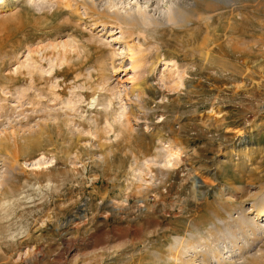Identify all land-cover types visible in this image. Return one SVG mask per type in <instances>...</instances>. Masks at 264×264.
I'll list each match as a JSON object with an SVG mask.
<instances>
[{
  "label": "rangeland",
  "instance_id": "1",
  "mask_svg": "<svg viewBox=\"0 0 264 264\" xmlns=\"http://www.w3.org/2000/svg\"><path fill=\"white\" fill-rule=\"evenodd\" d=\"M114 2L0 0V264H264V0Z\"/></svg>",
  "mask_w": 264,
  "mask_h": 264
},
{
  "label": "bare ground",
  "instance_id": "2",
  "mask_svg": "<svg viewBox=\"0 0 264 264\" xmlns=\"http://www.w3.org/2000/svg\"><path fill=\"white\" fill-rule=\"evenodd\" d=\"M113 1V3H115L114 2V0H112ZM114 6H115V4H114ZM177 6V5H176ZM180 6V5H179ZM179 6H177V7H174L173 5H172V8H170L171 9V11H170V18H173V17H175L176 19L178 18V20L179 21H184V20H186V19H184L182 16H184V14L185 13H187V11H185V10H183V11H181L180 10V8H179ZM185 11V12H184ZM140 13V15L141 16H137L136 15V13H130V12H125V15H121V14H119L118 12H116V13H113L112 14V16H115L117 19H120L121 21L122 20H124V21H126V23L127 22H132V23H137V22H139L140 21V17H142V18H148L147 16V13L146 12H143V11H140L139 12ZM187 15V14H186ZM174 18V19H175ZM175 19V20H176ZM128 23V24H129ZM242 57H244V56H242ZM246 57V60L248 59L249 60V58H251L249 55H246L245 56ZM243 61H245V60H243ZM135 65V64H134ZM135 69V68H134ZM172 155V154H171ZM253 210H255L256 211V219H258V218H260V217H262V216H264V204L263 205H254V208H253ZM255 223V222H254ZM247 224H249V223H247ZM258 225V224H257ZM248 226V225H247ZM232 238H234V240H233V244H234V246H236L235 245V242H236V236L233 234L232 236H231ZM188 246V245H187ZM191 246V245H190ZM217 246V245H216ZM181 247V248H180ZM180 247H178L174 252H172L171 254H172V257H171V261H173V262H171V264H177V263H180V262H177V260L179 259V258H177V257H179V256H183L182 254H186L187 253V249H186V247L185 248H182V246H180ZM179 249V250H178ZM178 251L179 252H181V254L180 253H178ZM203 251V250H202ZM199 252V251H198ZM204 252V251H203ZM202 252V253H203ZM214 252H215V250H214ZM229 252H233V247H232V249H228V248H223V249H220L219 248V245L217 246V248H216V252H215V254L216 255H210V254H207V252L204 254H201V256H202V258H201V260L204 262L203 264H208V262H211V261H213V260H215L217 263L216 264H234V263H236V260H234L233 259V257L234 256H226L225 255V253H229ZM186 255H189L188 253L186 254ZM225 255V256H224ZM191 256V255H190ZM186 257V256H185ZM184 257V258H185ZM258 259V258H257ZM191 260V259H190ZM179 261V260H178ZM182 261V260H181ZM257 262V261H256ZM255 262V263H256ZM193 264H196L195 262H193Z\"/></svg>",
  "mask_w": 264,
  "mask_h": 264
}]
</instances>
